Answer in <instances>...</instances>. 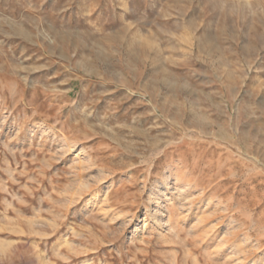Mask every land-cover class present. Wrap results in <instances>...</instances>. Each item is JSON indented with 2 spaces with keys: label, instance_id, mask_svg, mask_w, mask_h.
<instances>
[{
  "label": "rangeland",
  "instance_id": "1",
  "mask_svg": "<svg viewBox=\"0 0 264 264\" xmlns=\"http://www.w3.org/2000/svg\"><path fill=\"white\" fill-rule=\"evenodd\" d=\"M0 264H264V0H0Z\"/></svg>",
  "mask_w": 264,
  "mask_h": 264
},
{
  "label": "bare ground",
  "instance_id": "2",
  "mask_svg": "<svg viewBox=\"0 0 264 264\" xmlns=\"http://www.w3.org/2000/svg\"><path fill=\"white\" fill-rule=\"evenodd\" d=\"M17 97V96H16ZM15 98V97H14ZM66 140V139H65ZM68 141V140H67ZM66 141V142H67ZM63 144V143H62ZM70 144V143H69ZM68 143L64 146V148H63V150H64V153H65V151L67 150V148H70V145H69ZM68 150H70V149H68ZM61 153V152H60ZM79 156V155H78ZM80 159V158H79ZM82 161V160H81ZM76 162V161H75ZM79 163V162H78ZM80 180V179H79ZM82 181L83 180H81V181H79V182H81V185L83 186V184H82ZM81 187V186H80ZM83 188V187H82ZM81 188V189H82ZM88 189V188H87ZM78 191V190H77Z\"/></svg>",
  "mask_w": 264,
  "mask_h": 264
}]
</instances>
